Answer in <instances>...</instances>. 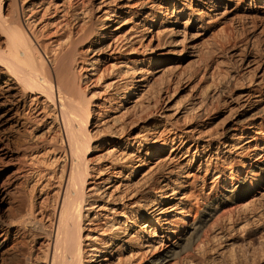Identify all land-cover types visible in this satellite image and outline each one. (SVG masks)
<instances>
[{
	"label": "bare ground",
	"instance_id": "6f19581e",
	"mask_svg": "<svg viewBox=\"0 0 264 264\" xmlns=\"http://www.w3.org/2000/svg\"><path fill=\"white\" fill-rule=\"evenodd\" d=\"M0 45V255L264 264V0H0Z\"/></svg>",
	"mask_w": 264,
	"mask_h": 264
},
{
	"label": "rangeland",
	"instance_id": "374dc122",
	"mask_svg": "<svg viewBox=\"0 0 264 264\" xmlns=\"http://www.w3.org/2000/svg\"><path fill=\"white\" fill-rule=\"evenodd\" d=\"M232 26H227V30H226V32H224V34H219V33H217L216 31H214L213 33L214 34H212V32L211 33H209L207 36H208V39H207V36H206V39H205V42H204V44H207V46H208V43H209V47H211V48H217V49H220V48H223V49H220L219 51H221V53H222V50H223V52H225V50L226 51H228V49L231 47V44H236V43H239V41L240 40H243V35L241 34H239V35H235L234 36V33H233V30H232ZM217 33V34H216ZM214 36V37H213ZM224 36H228V40H222L221 41V39L224 37ZM237 38V39H236ZM226 41V42H225ZM208 42V43H207ZM225 42V43H224ZM224 43V44H223ZM1 46V45H0ZM214 46V47H213ZM221 46V47H220ZM223 46V47H222ZM230 46V47H229ZM237 46V45H236ZM218 47H220V48H218ZM194 64V65H193ZM196 63H189V65L187 64V66L185 65V64H183L182 65V68H180V71H183V70H189V69H193V67H196V65H195ZM182 69V70H181ZM177 95H175V98H176V100L178 99V100H180V99H182L183 98V96L186 94V93H184V92H179V93H176ZM181 97V98H180ZM89 154H92V156H94L95 155V153L94 152H92V151H90L89 152ZM27 236V237H26ZM25 237H24V239L23 240H21L20 241V244H21V242H22V244L21 245H23V252L24 251H26L27 249L29 250L31 247H32V242H33V240H32V238H33V236L32 235H30V234H28V235H26ZM32 237V238H31ZM27 241H28V244H27ZM11 242H12V240H11ZM9 243V245L5 248V249H3V251H2V257H1V255H0V263H1V259L3 258L4 260H6V257H10L9 258V260L10 261H8L9 262V264L10 263H12V264H14V261H13V259L11 258L12 257V255H11V253H12V251H11V246H12V243ZM26 242V243H25ZM13 248V247H12ZM19 248V247H18ZM27 248V249H26ZM27 250V251H28ZM8 251V252H7ZM26 251V252H27ZM10 252V253H9ZM8 253V254H7ZM7 254V255H6ZM7 258V259H8Z\"/></svg>",
	"mask_w": 264,
	"mask_h": 264
}]
</instances>
